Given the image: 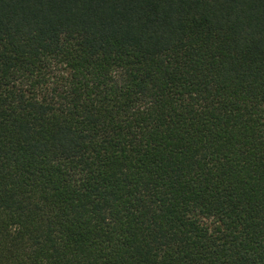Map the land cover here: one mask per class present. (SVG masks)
<instances>
[{
    "label": "trees",
    "instance_id": "16d2710c",
    "mask_svg": "<svg viewBox=\"0 0 264 264\" xmlns=\"http://www.w3.org/2000/svg\"><path fill=\"white\" fill-rule=\"evenodd\" d=\"M0 264H264V0H0Z\"/></svg>",
    "mask_w": 264,
    "mask_h": 264
}]
</instances>
